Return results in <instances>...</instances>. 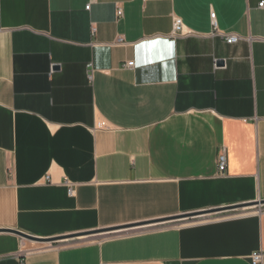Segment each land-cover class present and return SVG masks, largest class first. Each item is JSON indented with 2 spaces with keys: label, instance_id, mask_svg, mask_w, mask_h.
Instances as JSON below:
<instances>
[{
  "label": "crops",
  "instance_id": "crops-1",
  "mask_svg": "<svg viewBox=\"0 0 264 264\" xmlns=\"http://www.w3.org/2000/svg\"><path fill=\"white\" fill-rule=\"evenodd\" d=\"M88 2L0 0V229L131 227L0 232V264H253L264 0Z\"/></svg>",
  "mask_w": 264,
  "mask_h": 264
},
{
  "label": "built area",
  "instance_id": "built-area-1",
  "mask_svg": "<svg viewBox=\"0 0 264 264\" xmlns=\"http://www.w3.org/2000/svg\"><path fill=\"white\" fill-rule=\"evenodd\" d=\"M93 1L94 0H89V2L85 5V9L86 10H89L90 4ZM262 3L263 2L258 3V6L262 7L263 6ZM120 9L121 8L119 6H117L116 9H115L116 10V15L118 17H120L122 15V10H120ZM214 18H215V13L211 11L209 19H211V23H212L213 28L215 30H217L216 29V20ZM182 32H184V25H183L182 20H180V18L179 19L178 18H174V20H173V33L172 34L178 35V34H182ZM223 36H224L225 42L227 44L235 43L238 40V38H239L236 34H232V32H231V34H223ZM123 42L124 41H123V38L121 36H119L116 39V41H115V43H117V44H121ZM124 66L125 67H133V62L132 61L126 62L124 64ZM99 125L100 126H106L105 122H103V121L99 122ZM225 160H226V156H225L224 152L221 151L218 154L217 161H216L217 162V168H218V171L220 173H223L224 170H225V166H226ZM66 184H67V192H68L67 194L71 195L73 193V189L69 185V182H66ZM263 255H264L263 252H253L251 254V260H252L253 264L261 262ZM102 264H104V263H102Z\"/></svg>",
  "mask_w": 264,
  "mask_h": 264
},
{
  "label": "water",
  "instance_id": "water-1",
  "mask_svg": "<svg viewBox=\"0 0 264 264\" xmlns=\"http://www.w3.org/2000/svg\"><path fill=\"white\" fill-rule=\"evenodd\" d=\"M217 64H221V61L219 60L217 62ZM261 203H264V201H262ZM189 216L190 215L182 216V217H189ZM178 218H181V216L178 217ZM178 218H169V219L157 220L155 222H146V223H142V224H137L134 227H138V226H141V225H146V224H149V223H162V222H166V221H171V219H178ZM130 227L131 226H126V227H121V228H102V229L91 231V232H80V233H75V234H71L70 233L69 235L56 236V237L45 238V239L44 238H38V237H35V236H32V235H28V234L23 233V232L18 231V230L0 229V232L13 233L16 236L19 235V237L27 239V240H30V241L51 243V242H56V241L74 240V239L86 237V236H89V235H95V234H107L109 232L111 233L113 231H117V230H120V229H127V228H130Z\"/></svg>",
  "mask_w": 264,
  "mask_h": 264
},
{
  "label": "rangeland",
  "instance_id": "rangeland-1",
  "mask_svg": "<svg viewBox=\"0 0 264 264\" xmlns=\"http://www.w3.org/2000/svg\"><path fill=\"white\" fill-rule=\"evenodd\" d=\"M168 224H169V223H168ZM82 241H83V240H79V241H77V242H82ZM47 243H48V242H47ZM48 244H50V243H48ZM65 244H68V243L63 242V241L51 242V245L56 246V247L61 246V245H65Z\"/></svg>",
  "mask_w": 264,
  "mask_h": 264
}]
</instances>
